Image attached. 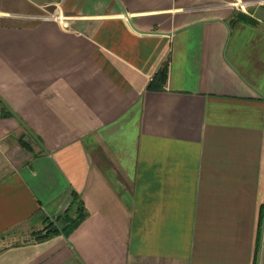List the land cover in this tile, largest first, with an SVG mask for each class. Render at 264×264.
<instances>
[{
  "label": "crops",
  "instance_id": "0c3cea01",
  "mask_svg": "<svg viewBox=\"0 0 264 264\" xmlns=\"http://www.w3.org/2000/svg\"><path fill=\"white\" fill-rule=\"evenodd\" d=\"M0 264H264V0H0Z\"/></svg>",
  "mask_w": 264,
  "mask_h": 264
},
{
  "label": "trees",
  "instance_id": "16d2710c",
  "mask_svg": "<svg viewBox=\"0 0 264 264\" xmlns=\"http://www.w3.org/2000/svg\"><path fill=\"white\" fill-rule=\"evenodd\" d=\"M163 74V70H159ZM73 211V214H71ZM85 217V212L80 199L74 195L67 210L56 218H45L44 226L30 233V239L35 242L46 240L54 235H68L69 232Z\"/></svg>",
  "mask_w": 264,
  "mask_h": 264
},
{
  "label": "rangeland",
  "instance_id": "374dc122",
  "mask_svg": "<svg viewBox=\"0 0 264 264\" xmlns=\"http://www.w3.org/2000/svg\"><path fill=\"white\" fill-rule=\"evenodd\" d=\"M20 238H21V237H20V236H18L16 239L20 240ZM2 244H3V243H2Z\"/></svg>",
  "mask_w": 264,
  "mask_h": 264
}]
</instances>
